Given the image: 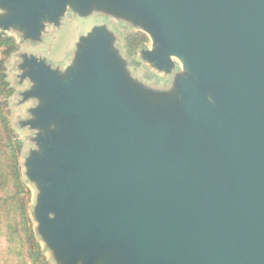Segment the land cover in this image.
I'll use <instances>...</instances> for the list:
<instances>
[{
    "label": "water",
    "instance_id": "obj_1",
    "mask_svg": "<svg viewBox=\"0 0 264 264\" xmlns=\"http://www.w3.org/2000/svg\"><path fill=\"white\" fill-rule=\"evenodd\" d=\"M66 13L108 23L65 69L16 63L22 175L53 263L264 264V0H0V35L39 43ZM113 21L150 40L148 78Z\"/></svg>",
    "mask_w": 264,
    "mask_h": 264
},
{
    "label": "trees",
    "instance_id": "obj_2",
    "mask_svg": "<svg viewBox=\"0 0 264 264\" xmlns=\"http://www.w3.org/2000/svg\"><path fill=\"white\" fill-rule=\"evenodd\" d=\"M145 42L144 34L127 33V56L133 60ZM18 46L13 37L0 35V239H4L15 264H50L32 231L28 216L30 192L19 165L22 142L9 119V98L15 91L8 80L7 62Z\"/></svg>",
    "mask_w": 264,
    "mask_h": 264
},
{
    "label": "rangeland",
    "instance_id": "obj_3",
    "mask_svg": "<svg viewBox=\"0 0 264 264\" xmlns=\"http://www.w3.org/2000/svg\"><path fill=\"white\" fill-rule=\"evenodd\" d=\"M97 22L108 23L104 18L99 16L98 13L95 14L92 13L90 17H87L85 19L76 18V17L75 19H73L70 13H66L63 21H61L62 25L61 26L59 25L58 27L55 28H51L48 26L49 29L47 30V33L44 35L42 42L39 43H32L31 41L23 40L18 33L12 31H8L6 33L7 35L12 36L19 45L17 52L11 55L7 62L8 80L11 82V85L15 91L14 94L9 98V109H10L9 119L12 127L16 130V133L18 134V137L22 142V149L19 156V165H20V172L22 179L30 192V198L28 203V216L31 221L32 231L36 238V241L40 245L44 257L47 259V261L50 264H54L50 252L43 247L41 241L39 240V238H37L34 232L35 223L30 217V206H32L34 202L36 191L31 183H28L24 180L22 175V166H23L22 163L24 160L27 143L29 142L28 137L31 135V132L19 128L17 126V120L25 117L26 108L32 104V101H26L24 103L20 102V98L18 97V95L25 87H27V83L26 82L19 83L18 81L19 79L16 75L18 72L16 68V63L20 61V57H19L20 54L29 53L37 56L46 57L48 62L51 63L52 65L59 64L60 68L65 69L70 64H72V62L75 59V53L77 49L76 40L78 36L87 33L86 31L90 29L89 27L93 23H97ZM112 26L114 27V29L116 30L119 36V45L121 46L125 56L130 59V64L133 65V68L135 70L141 71V73H143V75L148 78L149 75L146 69L144 68V65L138 60L137 57L138 52L135 53L132 60L131 57L127 56L125 49L126 34L131 32H140V31H136L134 28L130 26H124L115 21H113ZM140 33L144 34L143 32ZM145 37H146V42L142 47H149L150 40L146 35ZM8 252L9 251L7 249L6 243L4 242V239H0V264H15L16 262L15 258L12 255H9Z\"/></svg>",
    "mask_w": 264,
    "mask_h": 264
}]
</instances>
